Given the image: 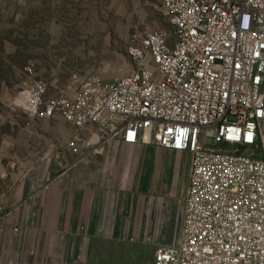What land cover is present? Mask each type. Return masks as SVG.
<instances>
[{
  "label": "built area",
  "instance_id": "built-area-1",
  "mask_svg": "<svg viewBox=\"0 0 264 264\" xmlns=\"http://www.w3.org/2000/svg\"><path fill=\"white\" fill-rule=\"evenodd\" d=\"M160 1L172 32H135L130 74L49 96L31 64L15 105L98 127L104 143L190 155L180 237L153 264H264V0Z\"/></svg>",
  "mask_w": 264,
  "mask_h": 264
},
{
  "label": "rangeland",
  "instance_id": "rangeland-1",
  "mask_svg": "<svg viewBox=\"0 0 264 264\" xmlns=\"http://www.w3.org/2000/svg\"><path fill=\"white\" fill-rule=\"evenodd\" d=\"M146 29L172 32L160 0H0V139L28 141L50 158L43 172L63 190L62 240L87 238L81 203L103 191L111 201L102 208L104 220L113 224L98 237L109 264H152L158 246L178 241L190 155L104 143L98 127L85 137L58 116H29L15 100L31 64L43 73L49 96L70 95L77 82L94 76L107 83L125 77L133 69L130 38Z\"/></svg>",
  "mask_w": 264,
  "mask_h": 264
},
{
  "label": "crops",
  "instance_id": "crops-1",
  "mask_svg": "<svg viewBox=\"0 0 264 264\" xmlns=\"http://www.w3.org/2000/svg\"><path fill=\"white\" fill-rule=\"evenodd\" d=\"M47 160L28 141L0 139V211L12 213L0 220V264H109L112 258L105 262L98 235L113 224L104 220L102 209L111 208V201L98 189L86 194L80 213L87 220V238L62 240L64 194L59 181L48 182Z\"/></svg>",
  "mask_w": 264,
  "mask_h": 264
}]
</instances>
